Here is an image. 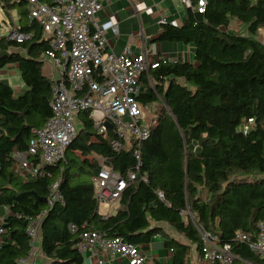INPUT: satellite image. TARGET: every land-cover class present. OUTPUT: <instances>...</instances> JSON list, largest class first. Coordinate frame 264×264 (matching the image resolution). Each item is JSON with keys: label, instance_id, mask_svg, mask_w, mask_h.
Wrapping results in <instances>:
<instances>
[{"label": "trees", "instance_id": "obj_1", "mask_svg": "<svg viewBox=\"0 0 264 264\" xmlns=\"http://www.w3.org/2000/svg\"><path fill=\"white\" fill-rule=\"evenodd\" d=\"M198 1L184 7L180 26H158L155 41L192 45L196 65L161 61L148 72L153 88L141 76L146 95L137 102L156 105L155 123L139 145L136 180L122 192L115 215L103 217L91 179L102 164L125 177L136 161L133 147L113 151L115 136L103 139L87 112L79 113L81 128L63 160L44 167L40 177L24 178L16 170L12 155L25 152L31 131L52 116L51 83L39 61L50 48L29 21L24 1L0 0L6 14L16 12L12 31L28 36L22 42L0 36V53H6L0 68L16 65L24 87L15 94L0 80V208L7 210L0 223V264L28 255V220L47 209L56 180L63 200L48 209L40 226L45 264H82L76 245L88 230L139 246L159 236L171 251L167 264H202L197 228L210 232L217 245H229L233 264H264L235 241V233L254 236L264 222V42L257 39L264 31V0H205L202 12ZM233 21L242 32L227 31ZM84 173L88 180L75 183Z\"/></svg>", "mask_w": 264, "mask_h": 264}, {"label": "built area", "instance_id": "obj_2", "mask_svg": "<svg viewBox=\"0 0 264 264\" xmlns=\"http://www.w3.org/2000/svg\"><path fill=\"white\" fill-rule=\"evenodd\" d=\"M22 1L26 4L29 21L37 23L42 40L49 44L50 49L39 61L42 75L51 83L49 106L52 116L41 128L31 131L25 152L12 155L16 170L24 178L40 177L44 175V167L54 166L63 160L66 149L78 132L75 122L81 124L78 115L87 112L88 119L103 139L110 133L115 136L110 142L113 151L133 147L136 165L125 177L115 173L109 164H102L91 179L97 210H110L128 185L136 180L141 166L139 145L149 137L155 123L153 115L145 122L142 118L137 98L145 96L146 91L140 78L147 75L153 88L149 70L157 68L161 61H175H149L144 53L132 55L128 47L119 55L114 54L106 34L115 26V21L110 18L99 24L97 18L102 3L114 0ZM129 1L134 8L132 0ZM178 1L185 8L192 6L190 0ZM204 5L205 0L198 1L197 11L202 12ZM227 31L232 32L230 28ZM8 38L22 42L28 36L13 30L8 33ZM104 122H108L113 130H107ZM140 181L146 183V175L140 176ZM58 187L59 180H56L50 186L47 209L39 217L28 220L25 232L30 250L26 257L17 260V264H34V257L40 252L42 219L49 208L63 200ZM3 210L7 212L5 208ZM110 213L115 215L116 211L111 210ZM1 232L0 228V235ZM197 232L202 245V264L234 263L236 257L229 245H217L210 232L198 228ZM235 241L264 260V222L257 224L254 236L235 233ZM76 247L81 254L86 249L96 248L114 259H124L127 264H149L139 245L125 243L121 238H107L93 230L83 232Z\"/></svg>", "mask_w": 264, "mask_h": 264}, {"label": "crops", "instance_id": "obj_3", "mask_svg": "<svg viewBox=\"0 0 264 264\" xmlns=\"http://www.w3.org/2000/svg\"><path fill=\"white\" fill-rule=\"evenodd\" d=\"M135 7L129 0H114L111 3H102V10L97 13L99 24L106 23L110 18L115 21V26L110 29L106 38L109 41L112 52L116 55L128 47L132 55L144 53L149 61H158L159 59H171L172 61L187 62L196 65L193 58L192 45L182 43H159L155 41L156 31L159 24L171 23L180 26L184 7L178 0H132ZM228 28L232 32H240L243 29L233 21ZM263 33L264 31H260ZM264 42V40L262 41ZM8 69H17L16 65L4 67ZM3 69V70H4ZM0 76L11 75L6 71H0ZM20 78V77H19ZM22 84V83H21ZM15 94L22 92L23 85L15 83ZM115 205H117L115 207ZM118 202L113 203L110 210L100 208L98 214L107 217L113 214L110 211H116ZM6 212L0 208V222ZM174 238L181 240L173 231L167 230ZM141 251L147 259V263L153 264L159 262L167 264L170 260V253L164 247L163 241L156 236L149 244L140 246ZM82 264H127L124 259H114L101 249H86L82 253ZM47 260L43 257L41 251L34 257V264H45Z\"/></svg>", "mask_w": 264, "mask_h": 264}, {"label": "rangeland", "instance_id": "obj_4", "mask_svg": "<svg viewBox=\"0 0 264 264\" xmlns=\"http://www.w3.org/2000/svg\"><path fill=\"white\" fill-rule=\"evenodd\" d=\"M17 25V15L16 12L10 11L8 12V14H6L4 11L1 10L0 8V36H7L8 33L10 31H12V29ZM242 32V31H240ZM257 39L259 41H263V33L259 32L257 34ZM0 68V71H6V73H11V75H4V76H0V80H3L5 83H7L9 86H13V88L15 89V83H18L19 85L22 86L20 78H19V73L17 69H8V68ZM1 73V72H0ZM24 88V87H23ZM156 107L155 104L149 106V107H140L141 108V113H142V118L144 120V122L148 119L149 116H152V112L154 110V108ZM76 127L78 129L81 128V124L79 125L78 123H76ZM88 180V175L86 173L81 174L77 180L75 181V183L78 182H85ZM117 205H115L116 207ZM191 258L192 261H196V255L194 253V249L192 248V252H191Z\"/></svg>", "mask_w": 264, "mask_h": 264}, {"label": "water", "instance_id": "obj_5", "mask_svg": "<svg viewBox=\"0 0 264 264\" xmlns=\"http://www.w3.org/2000/svg\"><path fill=\"white\" fill-rule=\"evenodd\" d=\"M6 53L5 52H2V53H0V56H3V55H5ZM103 126L107 129V130H109V131H112L113 129H112V126L108 123V122H104L103 123Z\"/></svg>", "mask_w": 264, "mask_h": 264}]
</instances>
